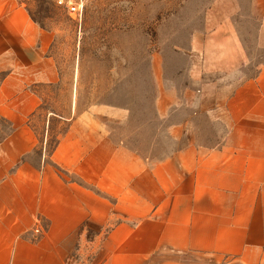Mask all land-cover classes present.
<instances>
[{"label":"crops","instance_id":"crops-1","mask_svg":"<svg viewBox=\"0 0 264 264\" xmlns=\"http://www.w3.org/2000/svg\"><path fill=\"white\" fill-rule=\"evenodd\" d=\"M250 5L253 44L236 25L199 34V48H234L244 68L224 77L199 58L190 103L212 135L182 122L173 139L185 141L156 156L89 110L49 152L60 115L36 117L61 79L57 38L0 0V264H264V0Z\"/></svg>","mask_w":264,"mask_h":264},{"label":"rangeland","instance_id":"rangeland-1","mask_svg":"<svg viewBox=\"0 0 264 264\" xmlns=\"http://www.w3.org/2000/svg\"><path fill=\"white\" fill-rule=\"evenodd\" d=\"M11 1L57 38L61 79L47 90L36 117L40 127L50 111L60 115L53 116L49 152L67 120L85 110L106 116L116 136L143 154L163 156L180 146L185 137L173 139L174 125L185 121L198 140L199 125L202 139L210 137L211 121L190 103L204 87L199 58L209 65L214 60L224 77L244 68L235 65L234 48H199V34L236 25L253 44L258 23L250 0H92L81 23L56 0Z\"/></svg>","mask_w":264,"mask_h":264},{"label":"built area","instance_id":"built-area-1","mask_svg":"<svg viewBox=\"0 0 264 264\" xmlns=\"http://www.w3.org/2000/svg\"><path fill=\"white\" fill-rule=\"evenodd\" d=\"M92 0H56V3L63 7L68 14L77 22L81 23L88 4ZM38 233H41L37 230Z\"/></svg>","mask_w":264,"mask_h":264}]
</instances>
